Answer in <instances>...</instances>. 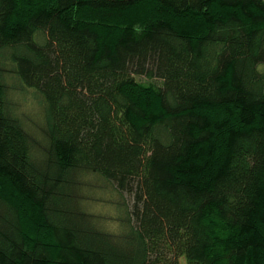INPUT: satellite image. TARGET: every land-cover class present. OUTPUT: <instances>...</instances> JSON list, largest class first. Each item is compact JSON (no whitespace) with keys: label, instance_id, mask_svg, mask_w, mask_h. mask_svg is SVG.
Listing matches in <instances>:
<instances>
[{"label":"trees","instance_id":"trees-1","mask_svg":"<svg viewBox=\"0 0 264 264\" xmlns=\"http://www.w3.org/2000/svg\"><path fill=\"white\" fill-rule=\"evenodd\" d=\"M186 263L264 264V0H0V264Z\"/></svg>","mask_w":264,"mask_h":264},{"label":"rangeland","instance_id":"rangeland-1","mask_svg":"<svg viewBox=\"0 0 264 264\" xmlns=\"http://www.w3.org/2000/svg\"><path fill=\"white\" fill-rule=\"evenodd\" d=\"M15 101L17 105L16 106L17 110L25 118L29 117L28 119H30L31 116L35 119H39V117L41 116L44 100L42 96L33 89L16 90ZM87 178L91 179V177H87ZM98 183L104 184L100 180L98 181ZM104 185L105 187L100 185L96 188L91 187V185L88 186L86 188L89 194L87 200L89 201L91 208L95 211L101 212L100 214L118 215L121 211V208H119L117 200H119L118 196L121 195L118 194V192L112 186L108 184H104Z\"/></svg>","mask_w":264,"mask_h":264}]
</instances>
